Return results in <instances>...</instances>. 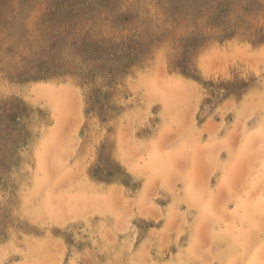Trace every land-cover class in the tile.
I'll return each mask as SVG.
<instances>
[{
	"label": "rangeland",
	"instance_id": "rangeland-1",
	"mask_svg": "<svg viewBox=\"0 0 264 264\" xmlns=\"http://www.w3.org/2000/svg\"><path fill=\"white\" fill-rule=\"evenodd\" d=\"M47 87L52 92L45 93ZM60 88L65 89V100L56 94ZM59 100L63 117L59 139L38 155L43 134L59 116L55 109ZM263 100L264 0H0V264H99L90 241L84 244V256L71 254L80 242L78 236H84L82 231H71L70 224L51 225L36 215L41 198L50 190L40 183L43 175L62 190L86 176L127 179L107 145L110 139L111 148H118L114 136L119 128L126 155L142 164L147 155L136 151L139 140L154 136L173 115L181 118L162 132V142L156 146L159 154L171 141L188 135L193 119L206 121L202 114L209 113L207 118L216 121L220 112L233 128L234 112L241 111L245 122L258 119ZM88 136L92 144L83 170L62 176L73 150ZM237 141L235 131L229 148H235ZM253 146L246 149L235 174L238 179H232L233 194L247 187L263 154ZM194 154L197 170L192 186L204 190L215 159L224 154L202 145ZM159 158L158 166L170 172L165 175L179 197L169 202L184 205L188 195L170 175L186 170L188 161L178 157L169 166ZM37 163H45V168L34 172ZM260 194L257 188L246 198ZM220 197L214 201L218 209ZM57 202L50 198L47 204L54 208ZM119 202L126 222L118 226L121 235L147 242L156 237L159 209L148 202L136 207ZM158 203L168 206L164 198ZM171 220L170 234L181 228L180 219ZM195 232L200 242L207 240L203 226L197 225ZM106 241L111 244L114 238ZM120 261L124 264L125 256Z\"/></svg>",
	"mask_w": 264,
	"mask_h": 264
},
{
	"label": "bare ground",
	"instance_id": "bare-ground-1",
	"mask_svg": "<svg viewBox=\"0 0 264 264\" xmlns=\"http://www.w3.org/2000/svg\"><path fill=\"white\" fill-rule=\"evenodd\" d=\"M176 85L180 87L183 84L179 82ZM64 91L65 89L61 88L56 91L61 100H65ZM47 92H52V88L47 87L45 93ZM53 93L55 92L53 91ZM60 106L59 100L55 106L58 115L59 110L61 111ZM195 106L197 105L195 104ZM163 108L161 113L164 116L166 106ZM245 108L252 109L253 107L246 105ZM258 110L260 117L258 119H250L248 122L244 121L241 111L234 112L235 124L233 128L225 126L219 135L213 133L209 138L204 140L196 138L193 133L194 129L188 127V135L171 141L159 154L156 146L162 142V132L170 129L171 122L173 123L175 120L179 121L181 118L178 114L173 115L170 122H163L159 125L157 133L154 136L139 140L136 151H144L147 155L146 161L142 164L131 160L126 155L125 145L119 137V128L116 130L117 133L114 136L118 146L117 149H114L116 151L115 158L122 170L132 176L134 179L133 184H129L123 177L113 180L108 185L103 183L98 184L95 182L96 179L94 181L92 178L86 176L82 177L79 182L70 183L66 190H62L58 182L50 183L43 175L44 179L41 180L43 182L40 183L50 190L47 191L49 193H46L41 198L42 206H38L36 215L46 218L51 225L64 227L70 224L71 231H82L84 236H78L80 242L75 248L71 249V254L79 255L83 253L82 255L84 256L85 252L83 251L86 250L84 249V244L90 241L94 244L90 248L96 249L95 253L93 251L94 255L100 258L98 259L99 264H123L120 261L122 256L126 258L124 264H264V100L258 106ZM127 116L130 117L129 114ZM62 120V115L57 116L53 127L43 134L40 140L41 143L37 148L38 155L46 153L47 148L52 146L56 141L55 139H59V129ZM235 131L238 135V141L235 148H229V141L234 136ZM250 144H253L257 151H262L263 154L256 163V169L249 175L247 187L239 192L237 190L233 194L230 187L232 179L238 173L239 165ZM201 145L213 150H219L224 154V157H217L215 159L214 173L211 177L207 178L209 182L204 190L194 189L192 186L195 178L194 172L197 170L194 151ZM249 148L248 151L250 150ZM84 151V141L82 140L80 146L78 145L73 150L72 162L67 163L63 167L62 176H69L72 171L83 170ZM159 157L163 158L166 163H169V166H172L171 164L178 157L186 158L188 161L189 166L186 170L174 171L170 175L175 177L174 180L176 179V182L180 183L184 192L188 195L184 205H180V203L174 204L173 201V203L169 202L166 208L155 207L157 202L155 198L149 195V188L151 186H157L160 193L164 194V198L170 199L174 197V200L179 199L178 196H174L173 194L169 183V176L165 175H168L170 172L168 173V171L158 166ZM246 160L247 158L244 161ZM243 164L242 167H244ZM201 167L203 168V166ZM44 168L45 163H37L34 172L43 170ZM201 170L198 171L200 172ZM237 179L235 178V180ZM235 180L233 181V185L237 188ZM34 182L38 181L35 180ZM209 183L213 185H209ZM257 188L261 189L259 196L253 198V200L246 198L251 191ZM218 195L222 196L220 197L222 202L219 209L216 208L214 203ZM50 198L58 200L57 207L53 208L47 204ZM119 200L120 205L129 203L131 200L135 204L148 202L152 207L159 209L161 219L156 237L147 242L128 234L121 235V232L119 233L118 231V226L126 224V222L123 223L122 221L124 212L121 211V207L117 203ZM102 205H105V207H102ZM90 207L92 208L91 213L89 212L87 215L82 216ZM251 212L254 213L252 218L256 217L257 220L250 217ZM66 215L70 216V222L65 223L61 220ZM173 217L180 219L181 228L177 232L170 234L168 226ZM259 218H262V220ZM197 225H201L205 229L207 240L204 242H200L195 232ZM95 234H99V238H94ZM109 237L114 238L111 244H108L106 241V238L108 239ZM60 242L62 241L60 240ZM71 247L74 246L71 245ZM85 255L89 256L88 253ZM66 262V264H71L70 261Z\"/></svg>",
	"mask_w": 264,
	"mask_h": 264
},
{
	"label": "crops",
	"instance_id": "crops-1",
	"mask_svg": "<svg viewBox=\"0 0 264 264\" xmlns=\"http://www.w3.org/2000/svg\"><path fill=\"white\" fill-rule=\"evenodd\" d=\"M217 117L218 118H215L217 119L216 121H211V118H207L210 114L209 113H205V114H202L204 115L203 118L204 120L206 121H197L196 119H193V121H191L187 128H191V129H194L193 133L195 135L196 138H199L200 140H204L206 138H209L211 134L215 133V134H220L222 129L227 126V123L225 122V118L222 117V114L217 113ZM225 123V124H224ZM188 128V129H189ZM218 128V133H216V129ZM149 138V137H148ZM85 141H88V142H85ZM111 141V140H110ZM108 141L107 142V145H108V150L111 149V153H112V156L113 158H115V152H114V148L110 145H114L113 142L111 141ZM91 144H92V140H91V137L88 136V138H86V140H84V156H83V159L85 158L86 155H88V152L90 151V147H91ZM125 173V172H124ZM125 176L128 177V180L123 176V178L129 183V184H133V181L134 179L132 178V176L129 174V173H125ZM130 176V177H129ZM91 178V177H90ZM93 179V178H92ZM94 180V179H93ZM95 181V180H94ZM96 183L100 184V183H103V184H110L112 183V181H109V180H99V179H96L95 181ZM149 195L152 196V198H155V201L157 202L156 206L157 208H163V206L161 205H158V201L161 199L163 200V195L164 194H161L160 191L157 189H155L154 191H151L149 190ZM166 200V202L168 203L170 200H172L171 198H164ZM130 206H135L137 204H135L134 201H131L130 200ZM135 213V216L136 217H139L138 213L134 212Z\"/></svg>",
	"mask_w": 264,
	"mask_h": 264
}]
</instances>
